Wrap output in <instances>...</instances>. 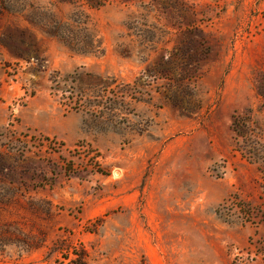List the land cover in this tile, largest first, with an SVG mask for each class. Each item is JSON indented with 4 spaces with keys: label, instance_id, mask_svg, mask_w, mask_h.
I'll list each match as a JSON object with an SVG mask.
<instances>
[{
    "label": "rangeland",
    "instance_id": "1",
    "mask_svg": "<svg viewBox=\"0 0 264 264\" xmlns=\"http://www.w3.org/2000/svg\"><path fill=\"white\" fill-rule=\"evenodd\" d=\"M79 263L264 264V0H0V264Z\"/></svg>",
    "mask_w": 264,
    "mask_h": 264
},
{
    "label": "crops",
    "instance_id": "2",
    "mask_svg": "<svg viewBox=\"0 0 264 264\" xmlns=\"http://www.w3.org/2000/svg\"><path fill=\"white\" fill-rule=\"evenodd\" d=\"M48 133L49 134H54L56 136H63V137L66 136V134H64L63 132L57 131L55 129H49Z\"/></svg>",
    "mask_w": 264,
    "mask_h": 264
},
{
    "label": "trees",
    "instance_id": "3",
    "mask_svg": "<svg viewBox=\"0 0 264 264\" xmlns=\"http://www.w3.org/2000/svg\"><path fill=\"white\" fill-rule=\"evenodd\" d=\"M79 264H81V263H79Z\"/></svg>",
    "mask_w": 264,
    "mask_h": 264
},
{
    "label": "built area",
    "instance_id": "4",
    "mask_svg": "<svg viewBox=\"0 0 264 264\" xmlns=\"http://www.w3.org/2000/svg\"><path fill=\"white\" fill-rule=\"evenodd\" d=\"M55 145V144H54Z\"/></svg>",
    "mask_w": 264,
    "mask_h": 264
}]
</instances>
